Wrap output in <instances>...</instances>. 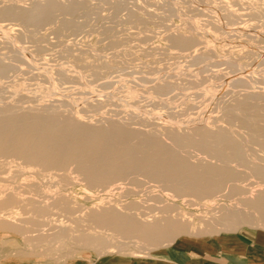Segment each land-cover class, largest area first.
Masks as SVG:
<instances>
[{"label": "rangeland", "instance_id": "1", "mask_svg": "<svg viewBox=\"0 0 264 264\" xmlns=\"http://www.w3.org/2000/svg\"><path fill=\"white\" fill-rule=\"evenodd\" d=\"M47 1L0 0V264H264V218L243 203L264 189L244 164L264 166V0H53L49 18L22 16ZM112 125L131 142L106 149ZM140 131L186 136L195 163L216 161L199 141L232 138L251 192L178 197L117 175ZM118 212L184 230L151 242L103 220Z\"/></svg>", "mask_w": 264, "mask_h": 264}, {"label": "bare ground", "instance_id": "2", "mask_svg": "<svg viewBox=\"0 0 264 264\" xmlns=\"http://www.w3.org/2000/svg\"><path fill=\"white\" fill-rule=\"evenodd\" d=\"M47 5H37L34 9H23L22 16L32 19L33 21H42L50 17L52 11L60 7V4L53 0H48ZM6 13L12 12L13 9L4 10ZM12 39V38H11ZM11 43V40H9ZM13 43V42H12ZM11 43V44H12ZM14 45V44H13ZM202 88V87H201ZM83 124H76L74 131H85L90 133L86 137H91L95 132L94 128L85 127ZM106 135L109 138L106 142V149H111L112 145L119 143L131 142L133 130H125L117 126L107 128ZM210 133V131H208ZM139 142L135 143L134 148L125 151L127 157L122 162L121 167L114 169L117 175L129 176L137 172H147L154 180L163 184L165 189L173 191L178 197L185 195H196L197 197H212L224 188H228L231 193H238L242 196L251 192V188L241 184L245 181L247 174H243L236 168L230 166V162L241 160L244 156L241 145L232 140V138L215 134L213 139L217 146L206 147L207 140L199 141L201 147L209 151L215 159L213 162L205 158L206 162L195 163L191 158L182 156L179 150L180 147L188 145L186 136L175 135L173 145L163 143L157 135H146L142 131L137 132ZM212 133V132H211ZM131 136V137H130ZM211 136V135H209ZM230 149L229 152H224L225 149ZM243 164V163H242ZM249 167L253 175L259 176L264 185V166L254 165L249 166V163L244 162ZM109 168L101 169L106 171ZM102 171H99L103 173ZM95 183V182H93ZM257 194L253 196L247 195L243 198V203L250 208H257L259 216L264 218V189H256ZM131 209V208H128ZM103 220L110 222L116 218L120 219L122 229L128 232L141 234L148 241H156L165 239L171 241L177 234L181 233L184 228L179 222L162 221V219L154 225L163 228L169 227L167 230L155 229L151 225L143 223L140 219L123 212L115 213V215H103ZM164 220V219H163Z\"/></svg>", "mask_w": 264, "mask_h": 264}, {"label": "crops", "instance_id": "3", "mask_svg": "<svg viewBox=\"0 0 264 264\" xmlns=\"http://www.w3.org/2000/svg\"><path fill=\"white\" fill-rule=\"evenodd\" d=\"M235 244H236V246H237L238 248L233 249V250L231 251V252H233V253H234V251H238L237 249L244 250L245 246H247V245H243V242H242L241 240L236 241ZM231 248H232V247H231ZM203 263H204V264H207V263H208V264H218V263H225V262H222V260H220V259H218V261H217V260H215L214 258L204 256V258H203ZM225 264H226V263H225Z\"/></svg>", "mask_w": 264, "mask_h": 264}]
</instances>
